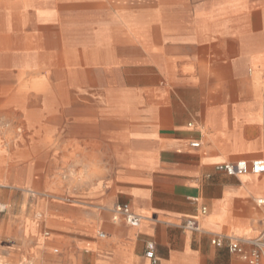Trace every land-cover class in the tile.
Returning <instances> with one entry per match:
<instances>
[{
    "label": "crops",
    "instance_id": "obj_1",
    "mask_svg": "<svg viewBox=\"0 0 264 264\" xmlns=\"http://www.w3.org/2000/svg\"><path fill=\"white\" fill-rule=\"evenodd\" d=\"M36 1L29 5H87L99 13L131 2L138 11L123 22L143 30L125 34V44L152 53L145 29L154 27L162 61L142 63L140 97L124 110L98 112L105 126L78 138L103 152L77 194L90 207L72 222L54 223L45 210L44 238L37 208L10 207L0 218V264H150L148 242L157 264H248L227 250V238L249 255L243 242L263 233L264 174L230 177L215 166L264 161V0H155L153 7L149 0ZM116 204L140 223L113 222ZM190 220L197 230L184 228ZM216 236L224 237L222 247L211 244Z\"/></svg>",
    "mask_w": 264,
    "mask_h": 264
},
{
    "label": "rangeland",
    "instance_id": "obj_2",
    "mask_svg": "<svg viewBox=\"0 0 264 264\" xmlns=\"http://www.w3.org/2000/svg\"><path fill=\"white\" fill-rule=\"evenodd\" d=\"M36 2L0 0V218L10 207H35L44 238L45 210L57 223L90 207L77 194L99 170L103 152L78 138L105 126L98 112L124 110L140 97L147 83L142 63L162 56L154 27L145 29L152 53L125 44V34L143 30L123 22L138 11L131 2H114L103 13L87 5H29ZM38 10L53 19L38 20Z\"/></svg>",
    "mask_w": 264,
    "mask_h": 264
},
{
    "label": "built area",
    "instance_id": "obj_3",
    "mask_svg": "<svg viewBox=\"0 0 264 264\" xmlns=\"http://www.w3.org/2000/svg\"><path fill=\"white\" fill-rule=\"evenodd\" d=\"M199 144L193 142L190 144L191 148H198ZM215 170L219 173L225 174L230 177H243L248 174L261 175L264 174V161L255 160L252 162L240 161L235 163H224L215 166ZM264 204V201H260ZM1 212V210H0ZM111 219L113 222H125L130 226H137L140 223V218L134 215L130 208L126 204H116L111 209ZM206 213L205 208H201L200 214ZM185 229L197 230V226L193 221H187L184 224ZM100 238H104V234H99ZM227 250L232 254L239 255L248 264H258L264 257V231L261 236L253 241H244L243 243L252 247V251L249 255L243 253L240 242L227 238ZM211 244L215 247H222L224 244V237L216 236L211 240ZM144 257L150 262V264H157V260L154 253V245L148 242L145 246Z\"/></svg>",
    "mask_w": 264,
    "mask_h": 264
},
{
    "label": "bare ground",
    "instance_id": "obj_4",
    "mask_svg": "<svg viewBox=\"0 0 264 264\" xmlns=\"http://www.w3.org/2000/svg\"><path fill=\"white\" fill-rule=\"evenodd\" d=\"M6 19H7V18H6ZM8 22H9V21H8ZM121 73H122V72H121ZM121 73H120V74H121ZM122 83H123V82H122ZM121 86H122V85H121Z\"/></svg>",
    "mask_w": 264,
    "mask_h": 264
}]
</instances>
